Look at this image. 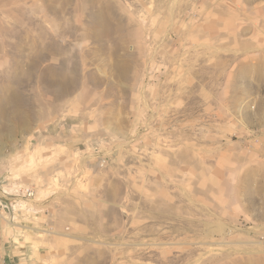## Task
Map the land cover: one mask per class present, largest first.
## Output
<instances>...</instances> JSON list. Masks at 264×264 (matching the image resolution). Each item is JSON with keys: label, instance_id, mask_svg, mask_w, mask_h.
<instances>
[{"label": "rangeland", "instance_id": "374dc122", "mask_svg": "<svg viewBox=\"0 0 264 264\" xmlns=\"http://www.w3.org/2000/svg\"><path fill=\"white\" fill-rule=\"evenodd\" d=\"M0 264H264V0H0Z\"/></svg>", "mask_w": 264, "mask_h": 264}, {"label": "crops", "instance_id": "0c3cea01", "mask_svg": "<svg viewBox=\"0 0 264 264\" xmlns=\"http://www.w3.org/2000/svg\"><path fill=\"white\" fill-rule=\"evenodd\" d=\"M29 251H30L32 254L37 253V252L35 251V249H33V248H30ZM37 254H39V253H37Z\"/></svg>", "mask_w": 264, "mask_h": 264}]
</instances>
